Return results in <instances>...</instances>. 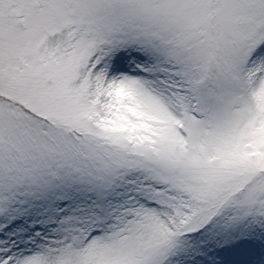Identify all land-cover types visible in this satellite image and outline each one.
Returning <instances> with one entry per match:
<instances>
[{
    "label": "snow or ice",
    "instance_id": "snow-or-ice-1",
    "mask_svg": "<svg viewBox=\"0 0 264 264\" xmlns=\"http://www.w3.org/2000/svg\"><path fill=\"white\" fill-rule=\"evenodd\" d=\"M0 264H264V0H0Z\"/></svg>",
    "mask_w": 264,
    "mask_h": 264
}]
</instances>
